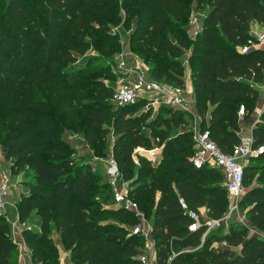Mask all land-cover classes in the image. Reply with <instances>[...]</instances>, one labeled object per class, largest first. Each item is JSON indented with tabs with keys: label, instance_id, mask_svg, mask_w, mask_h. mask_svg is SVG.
Returning a JSON list of instances; mask_svg holds the SVG:
<instances>
[{
	"label": "trees",
	"instance_id": "obj_1",
	"mask_svg": "<svg viewBox=\"0 0 264 264\" xmlns=\"http://www.w3.org/2000/svg\"><path fill=\"white\" fill-rule=\"evenodd\" d=\"M193 3L204 17L191 38L184 23ZM120 8L125 25L136 20L134 34L139 35L132 48L157 54L156 80L184 87L182 57L190 51L200 129L208 130L222 151L230 152L242 141L240 122L257 107V85L264 84V47L246 52L241 48L254 40L253 23L264 26V0H0V145L12 169H24L30 178L29 194L17 207L21 221L30 215L39 218V230L23 232L32 262L61 264L53 238L57 232L75 264H142L139 256L145 250L139 239L146 240L127 227L137 225L139 218L120 207L113 215L125 225L100 221L108 211L91 197L101 176L76 164L75 148L63 131L71 122L99 157L106 150L110 134L106 126L111 123L112 153L123 178L136 172L137 188L130 194L152 224L156 264H264V237L250 234L245 225L231 222L226 229L222 223L208 232L205 226L188 229L192 220L180 199L192 210L205 207L210 219L226 215L229 201L218 169L196 168L192 157L178 154L177 149V158L163 160L160 170L145 156L135 161L136 149L154 148L152 136L144 131L143 115L136 113L142 101L113 110L105 101L109 88L98 90L92 101L76 100L84 70L69 63L97 41L109 52L112 40L107 27L121 23ZM173 22L174 40L166 35ZM90 62L87 59V67ZM45 94L50 100L64 96L66 106L58 111L65 114L61 123L52 117ZM182 114L171 108L162 123L185 124ZM192 137L193 131L181 135ZM260 145H264V111L252 129V146ZM103 183L111 189L109 182ZM244 186L240 206H246L248 222L264 231V151L245 167ZM221 229L225 231L220 233ZM16 253L10 225L0 219V264H18Z\"/></svg>",
	"mask_w": 264,
	"mask_h": 264
},
{
	"label": "rangeland",
	"instance_id": "obj_2",
	"mask_svg": "<svg viewBox=\"0 0 264 264\" xmlns=\"http://www.w3.org/2000/svg\"><path fill=\"white\" fill-rule=\"evenodd\" d=\"M120 2L128 1V0H119ZM1 11V10H0ZM204 13L198 6L193 3L192 4V11L184 23V27L186 29V33L188 36L194 38V30L195 27H192L190 24V20L192 17L198 16ZM118 14L122 16V21L118 25H108L107 29L110 33V39L112 42L109 44V52L105 53L100 42L93 46H88L85 49V52L82 55H77V59L74 62H70L69 66L80 65L83 68V73L79 82L76 85V91L78 93L76 100L81 102L92 101L96 97V93L98 90L102 91L103 89L109 88L110 92L107 94V98L105 99L108 105L113 107V110L117 109L116 103L113 101L112 94L116 88V86L121 82H126L130 80V71L135 69L136 67H141L142 69L148 70L151 77L154 79L156 78V72L154 70L158 67L157 61V54L153 49L149 50H142L140 48H132L131 43L135 41L139 34H134V30L136 29V20L133 19L130 25H125V19L123 18L125 12L122 8L118 10ZM166 35L173 39L175 38L174 35V22L172 23L171 28L167 29ZM103 52V53H102ZM190 51H185L183 55V63L187 61L188 55ZM90 58V63L88 67L86 66L87 59ZM100 59V60H97ZM157 60V61H156ZM87 67V68H85ZM77 66H75V69ZM74 71V70H73ZM72 71V72H73ZM188 71V72H187ZM186 67L184 66V83L185 86L187 84L188 73L191 74V67L188 63ZM163 84H167L165 79H160ZM70 81H72L70 79ZM187 87V86H186ZM99 96V95H98ZM45 98L49 100V103L52 108V117L56 119L59 123L63 121L65 118L64 112L59 111L63 107L66 106V102H64V96L56 95L53 100H50L47 97V94L44 95ZM187 101H191L190 94H186ZM171 108L158 105L154 103L153 98H146L142 100V104L139 106L136 113L142 114L144 117V131L151 135L154 141V148L151 151L138 148L134 151V158L138 162L139 156H145L149 159L152 166L156 167L160 170L161 163L163 160L168 159L170 157L177 158L174 150H178V154L184 156H195V146H193L194 139L192 138H181V135L186 131H194L195 129L200 127L202 117L199 115L196 105L191 104L188 110L181 109L183 111L182 117L185 121V124L180 126H167L162 123V118L168 115V112ZM179 109V108H177ZM264 111V109H263ZM263 113V112H262ZM261 113V115H262ZM253 115V114H252ZM251 116L246 119H242L240 125L244 127V131L240 129L239 134L241 137H249L252 135L250 125L255 124L257 125L261 120V115L259 119H256V122H251ZM83 127V122H82ZM107 128H110V134L108 136V142L106 146V150L102 153L105 156L110 152V145L112 142V131H111V123H107ZM64 136L69 137V139L75 144V162L76 164L86 165L89 166L91 169L97 171L101 176L99 182L95 184L94 187V194L92 195L91 199L92 202L95 204H100L103 209H106L108 212L103 214L99 219L102 223H113L117 226H123L125 224L121 223L118 218L114 217L113 212L117 211L120 207L113 201L112 198V188L104 187L103 182H108V178L105 172V166L103 163L99 162L98 160L94 159V155L91 153L89 147L86 145L85 141L83 140V132L74 131V126L71 122L64 124L63 126ZM251 133V134H250ZM164 137H167V141L164 140ZM170 147V148H169ZM140 150V151H139ZM102 155V157H105ZM99 157V156H97ZM250 163V162H249ZM1 173H6L10 175V182H9V191L7 196V205H6V212L9 216L11 222L17 220V212L16 206H18L19 200L23 195L29 194V186H27V181H30V178L25 177V170L24 169H16L13 170L11 167V161L7 160L5 157V153L0 145V175ZM136 172H133L130 175H124V180L130 184L132 187L131 189L137 188V186H133L135 181ZM256 182V180L254 181ZM20 194V195H19ZM139 193H136L138 196ZM108 197V199H107ZM139 200L143 199V196L140 195L138 197ZM16 202V203H15ZM246 206H240V213L241 216H245V219L239 217L238 221H234L233 223L238 225H245L248 222L246 217ZM242 212V213H241ZM39 218L34 215H30L28 218L24 219L23 222L26 224L32 225L35 229L39 230ZM232 221V220H231ZM230 221V222H231ZM9 224L8 222H6ZM249 224V222H248ZM10 225V224H9ZM219 226V225H218ZM218 226L213 227V229L218 228ZM247 226V224H246ZM129 229L133 228L134 226H127ZM249 228V233H254L253 226H247ZM11 228V225H10ZM224 231L223 229L220 230V233ZM264 233V231H262ZM12 234V233H11ZM55 233L53 232V235ZM256 234V233H254ZM55 236V235H54ZM21 238V237H20ZM23 244V241H22ZM139 244L142 250H147L146 241L142 238L139 239ZM25 250L23 244V252ZM69 252V250H66ZM28 253L30 254V250L28 249ZM70 255V252H69ZM15 259L18 260V263L21 259V247L17 244V253L15 255ZM60 257V253H59ZM25 258L27 264H32L31 260H29V256L25 254ZM71 258V255H70ZM61 261V259H60ZM61 264L62 261H61ZM86 264V263H84Z\"/></svg>",
	"mask_w": 264,
	"mask_h": 264
},
{
	"label": "built area",
	"instance_id": "obj_3",
	"mask_svg": "<svg viewBox=\"0 0 264 264\" xmlns=\"http://www.w3.org/2000/svg\"><path fill=\"white\" fill-rule=\"evenodd\" d=\"M204 14L192 17L190 24L195 27L194 36L201 29L202 18ZM250 34L253 41L250 45L241 48L242 52L248 51L251 47H264V27L258 28L251 26ZM130 80L119 83L113 93V101L117 106L135 104L146 98H153L154 103L171 108L188 110L191 104L196 105L195 97L187 91V87L163 84L162 82L150 76L148 70L136 67L130 71ZM186 94H190L191 101H187ZM238 115L242 118L245 115L244 106H241ZM195 146V156L193 164L196 168L204 166L218 169L224 177L223 185L226 188L229 209L221 220H213L200 213V210H192L188 204L180 199V204L189 215L192 222L189 224L190 231H197L201 227H207V232L215 226L226 224L229 218L234 214L240 213V200L243 197L246 188L244 186L245 167L251 159L257 158L263 151L264 145L258 147L252 146V135L245 137L242 141L233 146L230 152H224L218 144L211 138L208 130H201L200 127L193 131ZM138 150V149H137ZM95 160L103 163L105 174L112 188L113 201L121 208L131 212L140 222L132 228V233L141 235L146 240L147 250L143 252L139 259L142 264H156L154 243L151 240L152 224L146 218L144 212L140 209L137 201L131 196V186L123 178L122 172L118 167L113 153L105 157H95ZM135 159V158H134ZM136 161V160H135ZM137 162V161H136ZM10 175L1 173L0 175V219H4L11 225V235L13 241L21 247L23 244L20 237H23L25 230L35 229L32 225L26 224L17 216V220L11 222L6 212L7 196L9 191ZM40 229V227H39ZM226 244L225 242L223 243Z\"/></svg>",
	"mask_w": 264,
	"mask_h": 264
},
{
	"label": "crops",
	"instance_id": "obj_4",
	"mask_svg": "<svg viewBox=\"0 0 264 264\" xmlns=\"http://www.w3.org/2000/svg\"><path fill=\"white\" fill-rule=\"evenodd\" d=\"M252 27L253 26H257L258 28H262V27H264V26H262V25H260V24H257V23H253L252 25H251ZM191 38H193V37H191ZM185 67H186V71H187V66H188V58H187V61L185 62V65H184ZM188 72V71H187ZM186 86H187V91L188 92H190L191 94H193V85H192V80H191V74L190 73H188V79H187V84H186ZM257 88L260 90V98H259V100H258V103H257V107H256V109H255V111H254V113H253V115H252V117H251V119H250V121L251 122H256V119L258 120L259 119V117H260V115H261V113L263 112V109H264V84H258L257 85ZM255 126V124H252V125H250V131H251V133H252V129H253V127ZM241 129H242V131H244V127H242L241 126ZM250 133V134H251ZM67 138V140L74 146V148H76V146H75V144L69 139V137H66ZM112 142H111V145H110V152H109V154H111L112 153V145H113V141H114V135H113V133H112ZM242 139H243V137H241ZM245 138V137H244ZM83 140L85 141V139H84V137H83ZM86 143V142H85ZM86 145H87V143H86ZM88 146V145H87ZM89 147V149H90V151H91V153L94 155V158L95 157H97V155L94 153V151H93V149L90 147V146H88ZM140 148V147H139ZM140 151V150H139ZM149 151V150H148ZM151 151V150H150ZM108 154V155H109ZM20 195V194H19ZM159 195V194H158ZM16 203V202H15ZM17 207V206H16ZM200 210V213L201 214H203V215H205L206 217H208L207 216V209L205 208V207H202V208H200L199 209ZM16 212H17V216H19V211H18V207L16 208ZM242 213V212H241ZM239 217L240 218H242L243 220L245 219V216H241V214L239 215V214H234L231 218H229L228 219V221L226 222V229H227V227L229 226V224L231 223V222H234V221H238L239 220ZM232 220V221H231ZM234 220V221H233ZM231 221V222H230ZM246 224H247V226H253L252 224H248V222L247 223H245V226H246ZM254 227V233H256V235H259V236H261V237H264V233H262V231L261 230H259V229H257L255 226H253ZM224 231H225V229H224ZM223 232V231H222ZM254 233H252V234H254ZM55 236H53V238H54V240H55V243H56V245H57V247H58V250H59V253H60V259H61V261H62V263L63 264H75L73 261H72V259L70 258V255H69V252L68 251H66L67 249L63 246V244H62V241H61V237H60V235L57 233V232H55V234H54ZM19 239H21V241H23V244H24V247H25V250L27 251V256H29V260H31V262H32V259H31V256H30V254L28 253V247L26 246V244H25V241H24V238L23 237H21V238H19ZM18 264H27V261H26V258H25V255H23V254H21V259H20V262L18 263ZM32 264H34L33 262H32Z\"/></svg>",
	"mask_w": 264,
	"mask_h": 264
}]
</instances>
